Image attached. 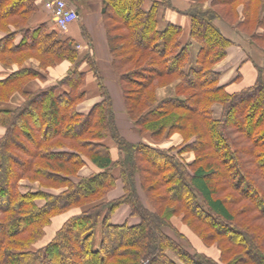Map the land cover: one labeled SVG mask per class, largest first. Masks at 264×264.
I'll return each mask as SVG.
<instances>
[{
	"label": "trees",
	"instance_id": "16d2710c",
	"mask_svg": "<svg viewBox=\"0 0 264 264\" xmlns=\"http://www.w3.org/2000/svg\"><path fill=\"white\" fill-rule=\"evenodd\" d=\"M100 5L125 113L151 143L120 134L95 60L80 55L66 31L44 23L29 27L27 20L37 11L34 0H0V31L5 32L0 63L19 65L0 79V102L15 93L23 99L14 109L0 108L5 129L0 264H264L263 0H187L177 10L189 19L186 42L181 26L167 22L158 28L160 9L176 10L172 0H100ZM19 32L22 39L15 44ZM192 41L199 46L195 59ZM235 45L246 51L256 74L252 83L230 93L215 66ZM29 58L41 69L63 61L71 67L55 84L29 92L28 81L41 76L21 67ZM84 65L101 100L80 113ZM170 85L172 93L159 99L157 90ZM175 133L182 137L180 146H158ZM112 146L118 150L116 161ZM185 152L194 154L191 162L182 158ZM87 162L98 171L82 177L79 171ZM117 178L123 195L104 201ZM122 205L136 223H111ZM67 213L43 241L53 219ZM173 217L202 243L215 245L219 257L192 246Z\"/></svg>",
	"mask_w": 264,
	"mask_h": 264
},
{
	"label": "crops",
	"instance_id": "0c3cea01",
	"mask_svg": "<svg viewBox=\"0 0 264 264\" xmlns=\"http://www.w3.org/2000/svg\"><path fill=\"white\" fill-rule=\"evenodd\" d=\"M44 0H34L37 5V11L34 12L27 20L28 25L31 29L37 28L41 24H46L48 28L54 27L53 19L50 13L43 8ZM67 1V0H66ZM175 9H160L157 21L158 28H163L167 22H172L182 27L181 41L186 42L189 37V19L180 14L179 11L187 6V0H172ZM67 3H69L67 1ZM85 4V5H84ZM77 13L78 18L72 22L67 31L66 35L71 37L75 41L76 50L80 55L89 54L95 60L99 71L103 77V84L109 91L112 99L113 109L115 113L116 123L120 134L126 139L132 142L142 141L145 143H151L147 135L138 137L135 132L131 135L124 133L121 129V123L127 124L129 130L133 129L131 121L128 119L124 103L122 99V93L118 86L117 79L118 76L111 69V56L108 51V45L106 41V32L102 24L101 19V5L100 0H84V3H79L74 5L69 3ZM149 2L145 4L148 6ZM208 4L206 3L204 7ZM87 8V10L85 9ZM80 8L83 10L80 13ZM179 10V11H177ZM84 14V16L82 15ZM8 29L14 31L15 28L9 25ZM5 32L0 31V39L3 38ZM22 39V33H16L14 38V43L18 44ZM198 43L192 41L191 54L192 58L195 59L196 53L198 51ZM23 68H31L39 72L40 77L31 79L25 86V90L29 92H35L39 89L45 88L55 84L60 80L71 67L70 62L63 61L57 66L48 67L47 69H41L39 67V61L35 58H29L23 62ZM19 68L18 64H13L11 66H4L0 63V79L7 77L10 73L14 72ZM215 68L220 72V84L225 85L226 91L233 93L241 90L243 87L252 83L255 78V70L248 54L244 49L238 45L228 48L226 57L218 63ZM82 71H86V97L77 106V110L80 113H87L91 107L101 100L100 91L98 89L96 80L91 72H87V67L84 65L81 67ZM112 71V72H111ZM174 85L167 87H162L157 90V97L162 99L172 93ZM23 99L20 94L15 93L11 99L7 102H0V108L14 109L22 103ZM221 111L220 105H214V116L218 117ZM118 112L121 114L119 115ZM5 129L0 127V137L4 135ZM182 143V137L180 134L175 133L169 139L162 140L158 143V146L164 149L170 147H178ZM112 160L116 161L118 159V150L115 146L111 149ZM182 158L186 162H191L194 159V154L192 152H185L182 154ZM98 169L87 162L79 171V175L82 177H87L93 173H96ZM114 174L117 177V170H114ZM26 183L25 181H22ZM53 192L58 193L60 190H53ZM123 195V184L119 178L116 179L115 187L108 192L104 201H111L117 199ZM70 213L60 215L55 217L52 221L51 226L47 229L46 235L43 241H47L52 234L57 230L61 224L65 221ZM128 222L129 224L136 223L137 218L131 217L130 209L127 205L120 206L115 213L112 215L111 223L122 224Z\"/></svg>",
	"mask_w": 264,
	"mask_h": 264
},
{
	"label": "rangeland",
	"instance_id": "374dc122",
	"mask_svg": "<svg viewBox=\"0 0 264 264\" xmlns=\"http://www.w3.org/2000/svg\"><path fill=\"white\" fill-rule=\"evenodd\" d=\"M264 2V0H263ZM85 5V4H84ZM85 9L87 10V8L85 7ZM80 13L83 12V10L80 8ZM84 16V14H82ZM112 72V71H111ZM118 114L120 115L121 112ZM120 123H121V129L124 133L131 135L132 132H135L137 134L138 137H140V135L138 134V132L133 128L131 130L128 129L127 124L122 123L121 120L119 119ZM184 159V158H183ZM172 223L173 225L179 229L181 232L185 233L190 241V244L192 246H194L195 248L200 249V251L211 255V256H215V257H219V250L217 249V247L215 245H206L204 243H202L191 231H189V229L181 222L180 218L178 217H173L172 218ZM167 232L174 237V239L179 242L182 246L186 247L188 250H190V246H188L189 244L186 243V241L183 238L177 237L175 236L170 230H167ZM170 256H172L170 254ZM173 257V256H172Z\"/></svg>",
	"mask_w": 264,
	"mask_h": 264
},
{
	"label": "built area",
	"instance_id": "2783aa9c",
	"mask_svg": "<svg viewBox=\"0 0 264 264\" xmlns=\"http://www.w3.org/2000/svg\"><path fill=\"white\" fill-rule=\"evenodd\" d=\"M43 8L50 13L54 26L61 31H67L69 25L78 18L76 10L65 0H44Z\"/></svg>",
	"mask_w": 264,
	"mask_h": 264
}]
</instances>
